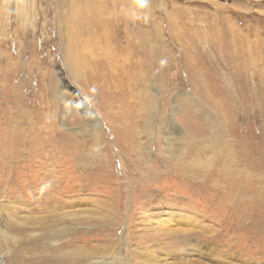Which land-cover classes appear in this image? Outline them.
<instances>
[{
	"label": "rangeland",
	"instance_id": "rangeland-1",
	"mask_svg": "<svg viewBox=\"0 0 264 264\" xmlns=\"http://www.w3.org/2000/svg\"><path fill=\"white\" fill-rule=\"evenodd\" d=\"M20 1L0 9V264H264V0H135L160 48L137 128L71 75L70 0ZM212 136L241 172L194 165Z\"/></svg>",
	"mask_w": 264,
	"mask_h": 264
},
{
	"label": "bare ground",
	"instance_id": "bare-ground-1",
	"mask_svg": "<svg viewBox=\"0 0 264 264\" xmlns=\"http://www.w3.org/2000/svg\"><path fill=\"white\" fill-rule=\"evenodd\" d=\"M21 1L20 5L23 6L24 1ZM68 5L67 9L70 13H67L68 17L66 19L69 20L70 48L66 50L68 51L66 64L70 69L71 75L77 82H81L80 86L88 96L91 97L90 92L92 90L100 89L102 91V99L103 97L105 99L114 98L121 101L124 106L121 109L119 108V116L124 120V117L129 118L137 115L138 122L132 123L137 128V123H142L144 119L148 120L150 113L155 108L152 97L147 95L149 91L144 87V82L152 75L147 69L150 66V61L158 54L160 48H156L149 42L148 35L152 32L151 29L149 31L139 30L135 26L140 12L144 13V18H150V3L144 2L139 7L135 0H70ZM6 6L7 0H0V9ZM120 26H123L128 39L127 44L123 48H119L118 43L114 41V39L116 40V34L113 30L118 29ZM75 39L78 41L75 42ZM164 55L165 53L161 54L162 59L166 63L167 60ZM108 70L113 73L110 74ZM83 73H85V77H82ZM90 99L93 102L95 101L93 98ZM82 108L93 120L96 119L86 102H82ZM136 136L138 137V135ZM206 141L207 143L198 147L206 153L199 152L198 155L200 156L195 157L194 165L197 168L204 170L212 158L216 157L221 160L218 170L219 174H229L230 172L234 173V171L241 172L242 168L236 167L233 169L234 161L232 156L234 152L230 149L229 140H224L219 136H212ZM209 153L211 156H206ZM74 220L76 221L77 219ZM81 222V218H78L76 223ZM54 235L56 234L54 233ZM55 243L57 242L55 241ZM87 260L88 256L84 253V255L72 259V262L82 264V262H87ZM91 264L110 263L94 260Z\"/></svg>",
	"mask_w": 264,
	"mask_h": 264
}]
</instances>
